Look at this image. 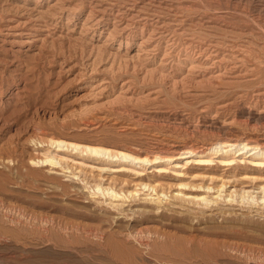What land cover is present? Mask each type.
I'll list each match as a JSON object with an SVG mask.
<instances>
[{"label":"rangeland","instance_id":"374dc122","mask_svg":"<svg viewBox=\"0 0 264 264\" xmlns=\"http://www.w3.org/2000/svg\"><path fill=\"white\" fill-rule=\"evenodd\" d=\"M126 1L98 0L110 7ZM141 1L144 4L139 10L148 14V20L138 14H122L115 21L120 27L108 37L107 20L103 18L97 25L85 20L95 0H0V264H264V202H260L264 192L258 188L245 187L254 200L240 199L237 194L231 204L222 205L224 211H202V206L181 199L175 201L185 203L188 210L132 211L141 208L143 195L150 192L141 187L134 201H123L127 212L114 218L117 214L108 210L109 195L91 185L97 184L96 171L78 168L74 176L69 169L56 174L31 160L37 156L31 140L51 136L152 156L168 152V139L174 135H186L189 141L210 139L216 133L204 129L206 119L196 115L191 122L200 128L192 134L179 124L180 118L193 116L194 107L206 98L232 97L233 84L220 80L213 88L207 83H187L179 91L166 88V79L141 75L158 65L166 50L174 57L164 61L167 71L180 78V59L184 52L192 53L185 41L193 38L224 41L222 50L234 42L242 53L264 58V10L256 8L258 0H137ZM6 19L14 20L12 24L16 19L23 21L16 28L21 36L4 37ZM142 38L148 43L139 47ZM166 40L173 42L171 49ZM137 51L142 57L134 61ZM123 92L127 97L115 104V94ZM237 101L230 116L244 122L251 115L255 118L247 125L264 133V102L253 98ZM99 111L110 113L117 123H91L96 122L90 119ZM217 120L222 122L223 117ZM149 165L142 178L129 170L128 175L103 180L101 187L109 183L114 190H131L137 181H147L146 175L152 173ZM161 179L173 182L168 184L169 191L176 193L173 186L180 180L170 165H165ZM192 189L182 188L178 196L186 191L183 198L192 199L198 191Z\"/></svg>","mask_w":264,"mask_h":264},{"label":"bare ground","instance_id":"6f19581e","mask_svg":"<svg viewBox=\"0 0 264 264\" xmlns=\"http://www.w3.org/2000/svg\"><path fill=\"white\" fill-rule=\"evenodd\" d=\"M126 2L127 3H125V5H122V6L115 7L112 5L110 7L109 4L104 6L106 3L104 4L102 2H98V0H95V3L94 4L92 3L93 4L92 7H90L89 11L86 13V16H85L86 19L85 20H87L89 22H93L96 25L100 24V22L103 18L105 20H107L108 25H106V26H108V29H109L107 32L108 37L110 35H112L117 30V28L120 27V26L119 27L117 26V23H115V21L122 14H126V16H130V17L134 16L135 14H138L139 17L142 16V18L144 20H146V19L148 20V14L143 13L142 11L139 10L140 8H142L144 1L137 2V0H129ZM66 5L63 7H66ZM255 6L257 9H259L258 11L264 10V0H258L256 2ZM66 11H67V8H62V12H66ZM59 12H61V10ZM105 12L106 13L108 12V13L105 14ZM56 13H58V12H56ZM168 13H170V12H168ZM196 17H198V16H196ZM111 19H112V22L110 25L109 20H111ZM6 20H7V22L4 25V27H5L4 37L5 36H15V35L21 36L22 31L18 30L16 28L19 25H21V23L23 21L20 23V21L16 19L15 20L16 23L12 24V22L14 20H11V19H6ZM84 24H82V26ZM144 24H145V22H144ZM151 25H154V24H151ZM164 25H165V23H164ZM109 26H111V28ZM215 26L216 25H214V27ZM27 27H29V26H27ZM220 28H221V26H220ZM222 29H226V27H222ZM227 30H231V28H227ZM118 32H119V30H118ZM177 32H178V30H177ZM202 33H204V32H202ZM241 33H242V31H241ZM29 36H31V35H29ZM166 38H167V36H166ZM222 39H220V40H222ZM242 40H244V39H242ZM146 42H147V38L141 40V42L138 44V46L139 47L144 46L143 44H145ZM168 42H171V43H168ZM223 42L215 41V40L197 41V38H196V40H194V38H193V39H188L187 41H185V44H187L188 49L190 48L189 50H192V53H188V52L183 53L184 57H183V59H180L181 60L180 65H179L180 71L178 73V76L180 78H178V79L173 78V75L171 74V72L167 71L168 62L166 63L164 61L166 60V58H169V57H172L171 59L173 60L174 57L172 54H171L172 55L171 56L170 52L166 51V50L163 53L162 58H160L161 60L159 61V64L156 66H153L150 69H146L144 74L141 75V76H143V78L147 77V79H151L152 77L154 78L155 76L159 79H162V80L166 79V82H165L166 86H167L166 88H170L171 90H175V89L179 88L180 89V90L178 89L179 91H181V89L185 88L187 83H193V84L207 83V84L213 86V88L216 86L217 81H220V80L225 81V82H229L228 84H233V87H231L232 88V94H233L232 97L226 98V99H221V100L220 99L214 100V99L206 98V99H204V101H201L202 103H200L199 106L194 107L193 116L188 115V116L180 118L179 124L180 123L183 124L186 127V130L189 129L190 133H192V134L196 133L198 131V128H200V127L198 126L199 124L197 125V123L193 124L191 122V118H197V117L198 118H201V117L205 118L206 120L204 119L205 122H204V124H202V127H204V129L208 128V130L211 129L212 132H214L213 130H215L216 133L213 135L214 137L212 136V138H210V139H203V140L194 138V139H190L189 141H186L185 140L186 135L185 136H175L174 135L168 139L169 140L168 143H169L170 148H171L170 150H168V152H162L161 151V152L155 153L152 156H149V155L139 156V155L134 154L130 150L115 148V147L110 146V145H103L101 143H89V142H83V141L80 142V141H76V140H70L67 138L51 136V137H48L47 139H32L31 140L33 143V145L31 146L32 149L37 151V156H35V158H33L31 160L34 161L35 163H39L41 166L48 168V170H47L48 172H52V173H56V174H60L61 171L69 169L70 170L69 172L72 174V176H74L75 175V169H78V168L80 169V171H82V169H86V168L90 169L91 171H96V174L98 175V177L95 175L96 179L95 178L94 179L97 181V184L93 185L90 182H88V183H90L92 186H95V188L97 190H99V193H102V194L106 193L107 195H109L108 196V198H109L108 210L117 214L116 217L114 216V218H118L119 215H121L122 213H124V211L127 210L126 207H125L126 209L123 207V204H122L123 201H126L127 199H128V201H134L135 200V194H137V192L139 191V189L141 187L143 189L146 188V190H150V192L145 194V197L143 195L142 200L140 202L141 208L132 209L130 207L132 211L145 210V212H147L146 210H148V211L161 210V209H164L166 207L168 209L170 208V209H178V210L186 208L184 205L185 203L182 204V203L175 201L177 199H181V201H188V204L190 202H192V203H195L197 205H200V206H202V207H200V208H202V211H203V208H205V210H209V211H212V210H217V211L220 210L221 211V209L223 210L222 205L231 204L233 200L237 199V196H236L237 194L239 195L240 199H243V198L245 199L246 198L245 196H247L249 199L251 198V200H254L255 196H252L249 193V190H245V187L249 186L252 188H258L261 192H264V133H262V131H261V133H256V131H257L256 129H254V128L252 129L247 125V121L252 120L255 117H253L251 115H247L248 117H247L246 121L242 122L239 120V122H238V120L236 121V119H234L235 117H232V115L230 116V114H233L231 112H232L233 107L236 105V102H238L237 101L238 99L253 98L255 100H259L261 102H264V58L262 56H260V57H257V56L254 57L253 56L252 57L251 55H247V54L242 53L237 48L239 46L232 41H231L232 43L229 45V47L227 46L228 47L227 49L222 50L223 47L221 46V44ZM165 43H166V45H168L167 47L169 49L172 48L173 42L171 40H166ZM134 53L135 54L132 56L133 60L134 59L137 60V59H140L142 57V55H141V53H139V51L134 52ZM113 55L116 56V53ZM128 58L131 59V57H129V56H128ZM97 59L99 60V58H97ZM121 59H120V61H121ZM95 61H96V59H93V62H95ZM114 61H115V59H114ZM118 61H119V59H118ZM123 61H124V58H123ZM93 62H92V65H93ZM117 64H118V62H117ZM121 64L123 67V62ZM124 64H127V63L124 62ZM140 65H141V63H140ZM84 66H86V65H84ZM169 67H172V66L170 65ZM111 72H113V71H111ZM176 75H177V73H176ZM140 80H142V77H140ZM100 86L101 85L99 84V87ZM141 89H143V87ZM213 90L216 91V89H213ZM221 92H223V91H221ZM10 93L12 94V92H10ZM199 93H201V92H195V95H198ZM138 94H140V95L143 94V91H139ZM200 95H203V94H200ZM210 95L211 94H208V97ZM96 96H97V94H96ZM10 97H11V95H10ZM126 97L127 96L125 95V93L124 94H117V95L115 94V97L113 98V100H116V102L114 101L116 104L117 100L124 99ZM145 97L147 98V96H144V98ZM177 98H178V96H177ZM136 99L138 101L139 99L141 100L142 98L136 97ZM139 103H140V101H139ZM124 104L126 105V103H124ZM125 105H124V107H125ZM184 106L187 107V105H184ZM260 106H262V105H260ZM106 108H107V106H106ZM120 108H121V106H120ZM110 109H112V108L110 107ZM122 109H125L124 111L126 112V108H122ZM185 109H188V108H185ZM87 110H88V108H87ZM83 111L81 113H84ZM120 111H122V110H120ZM257 112H258V110H257ZM248 114H250V113H248ZM196 115H197V117H196ZM92 116H93V114H92ZM92 116H90V118ZM173 116H174V119L179 118L178 116H175V115H173ZM219 117H223L222 122H219L217 120V118H219ZM138 118H140V117H138ZM90 120L96 121V122H91V123L100 122L103 124L104 122H108L109 124H111V126L117 123V121H115V119L111 118L110 113L108 114L107 112H104V111L97 112V114L94 115L93 118ZM262 120H263V118H262ZM83 123L85 124V122H83ZM171 123H172V121H171ZM133 126H132V128H133ZM262 127H264V126L262 125ZM97 128H99V127H97ZM182 130H183V128H182ZM199 130H202V129H199ZM184 132H185V130H184ZM171 135H173V134H171ZM199 137H201V136L199 135ZM166 140H167V137H166ZM88 160L93 161L94 163H97V164H90V163H88ZM147 164H150L149 167L150 166L152 167V171H151L152 173L148 174V175L145 174L147 177L146 182H143L142 180L140 182H138V181L136 182L134 180V182H136V183L133 184L131 190H126L125 187H124L125 190H121V188L120 189L118 188L119 190H114V189H111V188H113V184L108 186L109 183L105 184L108 187L107 186L104 187L105 185L103 186L104 188L101 187V184H103V180L105 183L106 182L105 180L112 181V179L114 177H117L118 175H126V174L128 175L129 170L133 171L132 174L135 175L136 178H140L142 175L141 174L142 171L146 170ZM84 165L89 166V168L84 166ZM137 165H139V166L136 167ZM165 165H170L171 169L175 173L176 178H178L180 180V181H177V183L173 186L176 189V193H174L175 192L174 190H173L174 192L172 190L169 191L170 186H168V184L170 182L165 183L161 179V177L165 171ZM218 169L221 170L220 173L217 172ZM237 169H240V171L238 172ZM80 171H78V172H80ZM105 173H108V174L105 176ZM71 174H69V175H71ZM111 174H113V175H111ZM130 174H131V172H130ZM95 176H93V177H95ZM89 178H91V177H89ZM126 178H127V176H126ZM184 178L188 179V181L186 180V182L185 181L182 182L181 180ZM120 180H121V178H120ZM122 180L123 181H121V183L122 184L125 183L124 178ZM193 180H199V181H198V183H193V182H191ZM83 181H85V180H83ZM132 181H133V179H132ZM93 183H95V182H93ZM172 183H170V184H172ZM186 187H188L190 189L196 188L194 190H198L197 193L194 194L192 199H190V198L184 199L183 198L186 191L184 193H182L183 197L178 196V194H180L183 191L182 188H186ZM231 187H234V188L230 189ZM236 187H239V190H237ZM166 190H168V191H166ZM104 191H105V193H104ZM237 191H238V193H237ZM152 192H154V193H152ZM151 194H154L156 196H152ZM191 195H189V196L191 197ZM186 196H188V194H186ZM234 196H236V199ZM164 199H165V201L163 202ZM95 200H96V198L94 199V201ZM97 201H98V199H97ZM120 201H122V202H120ZM239 201H241V200H239ZM260 202H264V194H263V196L260 197ZM104 203L107 204V201L105 200ZM97 204H99V203H97ZM195 204H193V205H195ZM225 209H226V206H225ZM206 212L208 213V211H206ZM101 228H103V227H101ZM135 230L138 231L139 229H135ZM138 233L140 234V232H138ZM134 236H137V235H134Z\"/></svg>","mask_w":264,"mask_h":264}]
</instances>
